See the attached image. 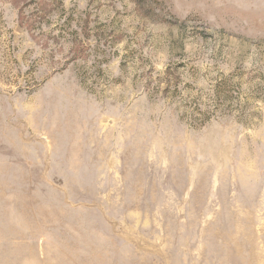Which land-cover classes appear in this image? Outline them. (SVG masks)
Segmentation results:
<instances>
[{"label":"rangeland","instance_id":"374dc122","mask_svg":"<svg viewBox=\"0 0 264 264\" xmlns=\"http://www.w3.org/2000/svg\"><path fill=\"white\" fill-rule=\"evenodd\" d=\"M0 264H264V0H0Z\"/></svg>","mask_w":264,"mask_h":264}]
</instances>
